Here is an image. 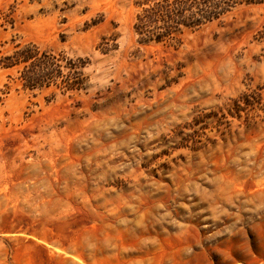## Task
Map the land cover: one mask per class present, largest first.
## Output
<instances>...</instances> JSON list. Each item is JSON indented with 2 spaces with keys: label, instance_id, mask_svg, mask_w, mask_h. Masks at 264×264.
Here are the masks:
<instances>
[{
  "label": "rangeland",
  "instance_id": "1",
  "mask_svg": "<svg viewBox=\"0 0 264 264\" xmlns=\"http://www.w3.org/2000/svg\"><path fill=\"white\" fill-rule=\"evenodd\" d=\"M140 1L0 0V61L87 60L0 66V264H264V4L141 44Z\"/></svg>",
  "mask_w": 264,
  "mask_h": 264
},
{
  "label": "trees",
  "instance_id": "2",
  "mask_svg": "<svg viewBox=\"0 0 264 264\" xmlns=\"http://www.w3.org/2000/svg\"><path fill=\"white\" fill-rule=\"evenodd\" d=\"M261 4H264V0H142L137 4L140 10L136 15L133 30L141 44H166L179 41L180 36L186 31H198L209 24L221 21L239 6ZM3 59L4 61H0L2 68L24 66L21 78L26 87L35 89L41 87L43 83L50 84L62 77L64 78L62 85L67 91L85 89L84 82L80 78V70L86 66L87 60H68L62 55L40 50L35 43H29ZM64 62H66L65 66H63ZM62 67L68 70L65 75ZM249 97L250 95L243 94L241 99L235 102L234 108L230 110V117L233 119L241 117L240 113L251 104L247 101ZM214 116L217 117L212 114L204 119ZM227 118L222 114L221 120L218 121L222 125L224 121L228 122H226ZM203 122L205 121L199 118L194 120L193 125L187 126L194 130L195 126ZM195 132L199 135L197 131L193 134ZM193 143L196 144L198 141Z\"/></svg>",
  "mask_w": 264,
  "mask_h": 264
}]
</instances>
